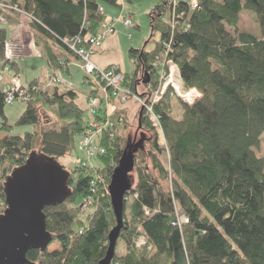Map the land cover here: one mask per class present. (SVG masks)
I'll use <instances>...</instances> for the list:
<instances>
[{
    "label": "trees",
    "instance_id": "1",
    "mask_svg": "<svg viewBox=\"0 0 264 264\" xmlns=\"http://www.w3.org/2000/svg\"><path fill=\"white\" fill-rule=\"evenodd\" d=\"M172 1L156 0L148 13L151 35L146 45L156 35L159 39L153 50L128 51L133 70L121 72V88L145 100L148 92L138 89H157L152 63L167 49L166 60L177 66L185 89H195L200 98L187 106L168 90L152 114L143 110L138 119L146 142L134 155L132 186L124 203L117 240L124 253L117 254L116 243L111 264H264V158L254 151L264 133V0H196L195 9ZM102 5L120 7L119 0L0 1V72L15 71L17 76V64L6 58L5 45L9 30L23 16L30 18L34 34L73 54L64 41L79 37V47H86L105 21ZM246 12L255 17L257 35L239 29ZM144 74L147 85H142ZM1 78L0 73V202L5 205L6 177L32 152L59 161L78 151L88 122L75 103V92L42 90L24 104L17 121L29 130L12 136L4 113L9 83L3 86ZM36 83L21 87L28 90ZM85 86L88 98L100 101L101 89ZM105 95L117 103L109 88ZM170 98L181 102L179 120L170 115ZM121 115L108 116L102 108L96 112L97 123L112 124L95 138L104 154L95 156L98 166L91 169L80 167L85 159L78 160L69 171L71 196L43 211L60 250L29 251L28 261L97 264L104 257L108 234L116 226L105 189L128 143ZM87 200L88 210H80ZM90 209L94 213L87 216ZM80 216H87V228H81Z\"/></svg>",
    "mask_w": 264,
    "mask_h": 264
},
{
    "label": "water",
    "instance_id": "2",
    "mask_svg": "<svg viewBox=\"0 0 264 264\" xmlns=\"http://www.w3.org/2000/svg\"><path fill=\"white\" fill-rule=\"evenodd\" d=\"M147 84L149 77L144 74L142 85ZM142 112L140 109L139 118ZM145 142L142 134L138 141L128 142L109 178L107 195L116 226L109 232L104 257L97 264H111L114 258L123 226L124 203L132 186L134 155L143 149ZM70 177L57 160L36 152L30 153L24 164L6 177L5 209L0 215V264H35L28 261L27 253L47 251L53 236L46 228L43 211L62 205L71 196Z\"/></svg>",
    "mask_w": 264,
    "mask_h": 264
},
{
    "label": "crops",
    "instance_id": "3",
    "mask_svg": "<svg viewBox=\"0 0 264 264\" xmlns=\"http://www.w3.org/2000/svg\"><path fill=\"white\" fill-rule=\"evenodd\" d=\"M191 1L195 0H176V2L186 3H191ZM155 3L156 0H130L128 3L119 0V8L105 9L101 6L104 20L106 22L116 20V22L113 25L114 34L107 38L91 57V62L97 69L106 70L109 67H117L123 74L132 72L133 63L128 58V51L144 48L145 36L141 32V26L146 24L145 16L153 9ZM123 17L131 19L130 28L123 25L121 21ZM29 23L30 18L23 16L20 24L9 30L7 43L15 57L13 61L17 64L18 72L15 76V71H1V84L6 86L10 79L17 77L19 84L23 87L37 81L36 85L43 89L47 83L48 75L55 73L60 79L59 85L47 88L45 91L58 94L67 91L75 92V103L80 110L85 112L90 98H88L89 88L85 86L84 75L80 67L81 61L59 44L49 39L43 40V37L34 34L32 28H29ZM60 64L62 67L59 66ZM59 87H63V89L60 90ZM99 95L98 98L101 101L99 108H102L103 113L108 116L120 113L129 123L139 111L135 101L130 100L125 105H119L101 90ZM89 118L88 116L87 121Z\"/></svg>",
    "mask_w": 264,
    "mask_h": 264
},
{
    "label": "built area",
    "instance_id": "4",
    "mask_svg": "<svg viewBox=\"0 0 264 264\" xmlns=\"http://www.w3.org/2000/svg\"><path fill=\"white\" fill-rule=\"evenodd\" d=\"M172 5H175L174 0L172 1ZM190 6L192 9H195L196 1H192L190 3ZM121 21L126 27L130 28L132 25L131 19L129 17H123L121 18ZM115 22L116 20L111 22L103 21L102 23H100L95 35L86 40V47H79L81 44V39L79 37H76L72 41H64V44L68 47V49L71 50L73 54L81 61L80 66L86 80L85 83L95 84V86L99 87L104 94L106 93V89L109 88L112 92V96L120 105H125L128 101L136 99L138 101H136L138 107L149 114H152L153 106L156 103L160 102L163 94L165 95L166 89L171 90L175 94V96L187 106L193 105L200 98V94L195 89H185L184 84L180 78L177 66L174 65L171 61L166 60L167 49L163 52V56L161 58H154L152 65L155 68L156 74L158 76V87L155 91H151L148 87V89L146 90V92H148V95L145 100H140L139 98L130 95L127 91L121 88L123 74L118 71V68L111 67L106 70L97 69L91 62V57L101 47L102 43L114 34L115 30L113 25ZM5 46L6 58L13 60L15 57L12 54L9 44L6 43ZM47 78V83L43 89L37 86H32L28 90L22 89L19 81L16 78H12L5 91V107H11L15 103L25 104L31 100L32 95L55 85H59L60 83V79L56 76L55 73H50ZM102 83L104 84L103 87H101ZM99 106L100 101L98 99H88L86 110L88 116L90 117L88 120V131L82 138H80L78 142V150L85 155V160L83 162H79V165L82 168L89 166L88 168L91 169L92 167H90V161L94 159L96 155L104 154V151L102 149L96 147L95 138L98 134L101 133V131L105 129L111 130L112 128V124L107 120L103 124H99L94 120V116L98 111ZM153 119H155L154 116ZM98 183H100L99 180ZM85 203L86 204L82 205V207L88 210L90 201L87 200ZM180 221L182 223L186 222L183 218L180 219ZM142 244L143 241L141 240L138 243V246H141Z\"/></svg>",
    "mask_w": 264,
    "mask_h": 264
},
{
    "label": "rangeland",
    "instance_id": "5",
    "mask_svg": "<svg viewBox=\"0 0 264 264\" xmlns=\"http://www.w3.org/2000/svg\"><path fill=\"white\" fill-rule=\"evenodd\" d=\"M2 1H4V0H2ZM6 2H8V0ZM102 6L105 9H109L110 8L109 6H105V5H102ZM145 20H146V24L144 23V25L141 26V32L145 36V40L143 41V45H144V47H146L147 51H150V50H153V48L155 46V41H157L159 39V36L158 35H156V36L154 35L155 37L152 39V41L146 45V43L150 39L151 31H150V26H149V18H148L147 15L145 16ZM238 26H239L240 31L252 33V35H257V26L258 25H257V23L255 21V17H254V15L252 13H249V12L248 13L247 12L243 13L241 15V17H240V21H239ZM142 29H143V31H142ZM18 56H19V54H18ZM41 79H42V77H41ZM80 83L82 84L81 79H80ZM59 89L62 90L63 87H59ZM86 89H88V88H86ZM166 90H165V92L168 91V90L167 91ZM138 92L140 94H143V93L146 94L147 93L142 88H139ZM163 96H164V94H163ZM140 100H142V99H140ZM131 101H135L136 102L137 100L136 99H132ZM137 102H136V104H137ZM170 103H171V113H170V115H171L172 119H175V120L176 119L177 120L181 119V117H182L181 102L176 100V99L170 98ZM24 109H25L24 104H19V103H15L11 107H5L4 113H5L7 124H8V126L11 127V135L12 136L23 135L25 132H27L29 130V127L17 125V121H18L20 115L22 114V112L24 111ZM139 114H140V112H139ZM139 114L137 112L135 117H134V119L131 122L128 123L126 121L128 128H126V130L124 132L125 133L124 135H125L126 139L128 140V142H130V143L133 142L134 139L135 140H139L140 135L142 134L138 130V127H137ZM83 119H84V121H87V119H88V114H87L86 111L84 112ZM160 142H161V144H163L164 143L163 139H161ZM95 145H96V140H95ZM254 151H255V153H256V155L258 157L264 158V133L260 137L258 148L254 149ZM81 159H85V155L79 150L78 151L74 150V151L70 152V154L68 156L59 159L58 162H59V164L62 167H64V169L66 171L69 172V171L72 170V168H74V166H76L75 165L76 162L78 160H81ZM90 166H98V163L96 161V157L90 161ZM165 188L166 189L168 188L167 184L165 185ZM4 209H5V205L0 202V215L3 213ZM81 209H84L85 211H87L86 208H83V207L80 206V210ZM93 213H94V209H90V211L88 213H86V214H87V216H90ZM87 216H80L79 217V220L82 222V227L81 228H83V227L87 228L88 227L89 222H88ZM81 228H79V229H81ZM59 250H60L59 245L57 243H53L52 242L51 245L48 247L47 252L51 253L53 251H59ZM123 253H124L123 244L121 243V241H118L117 242V254L118 255H123Z\"/></svg>",
    "mask_w": 264,
    "mask_h": 264
}]
</instances>
